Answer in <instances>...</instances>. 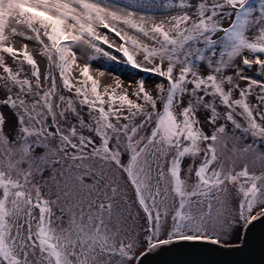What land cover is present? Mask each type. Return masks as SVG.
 <instances>
[{"label": "rangeland", "instance_id": "1", "mask_svg": "<svg viewBox=\"0 0 264 264\" xmlns=\"http://www.w3.org/2000/svg\"><path fill=\"white\" fill-rule=\"evenodd\" d=\"M229 1L82 0L110 27L60 40L38 0H0V264H133L146 213L239 241L241 200L264 207V81L240 66L264 61V0Z\"/></svg>", "mask_w": 264, "mask_h": 264}, {"label": "snow or ice", "instance_id": "2", "mask_svg": "<svg viewBox=\"0 0 264 264\" xmlns=\"http://www.w3.org/2000/svg\"><path fill=\"white\" fill-rule=\"evenodd\" d=\"M74 4H81V6L86 10L84 12L79 11L77 7L74 6ZM103 9L98 8V6H95L93 4H85L82 2V0H38L37 6L32 7L29 6V12L28 15L38 23H40L42 26L46 28H50L53 33L56 34V36L59 37L60 40H65L68 38V34L65 32V26L68 29H74L77 24H80L81 17H86L88 19L92 18V13L96 14V18L100 21V23L105 27V29H108L110 26L104 21L101 13L103 12ZM110 16L115 17L114 13H109ZM68 20H72L75 23L69 24ZM83 27V25H81ZM89 32H91V28L89 27ZM114 30V29H113ZM119 35V33H117ZM73 39H76V37H72ZM98 39L103 40L105 43L107 42L106 37H98ZM259 99V97H258ZM231 119V117H229ZM209 122H212L211 120ZM239 127V125H236ZM0 131H2V126H0ZM219 131L223 133L224 126L221 125L219 129L214 130ZM156 130H153V136L155 135ZM205 139H211L215 140L216 136L213 134L211 137L205 136ZM39 147V145H37ZM211 148V146H209ZM262 155H264V152H261ZM174 170L170 169V172ZM203 168L201 171H198L196 175L198 177H201ZM246 173V169L245 172ZM90 177L86 176H80L79 180L81 183H84L88 181ZM143 203L142 201H140ZM256 205L255 197H253L251 200H248L247 204H245L244 200H241V203L239 205V211H238V217L239 222L243 225L251 224L253 220L259 219L260 216H264V207L255 208ZM111 204L107 203H101L99 205V209L101 212L105 210H110ZM146 215L149 218V227L146 229L147 235L144 237L143 243L147 245V247L150 249L152 247L159 246L162 243H168L172 240H207L212 243H222V240L217 236H209L206 231L203 229L202 225L198 228L197 232L189 235L187 233H184L181 231L182 226L179 224L173 225L171 229L168 230L167 235L164 238H161L160 235V224H159V216L157 217V223L155 227H153V223L150 217V214L146 213ZM212 217V207L211 204L207 206V211L201 214V218L203 220V217ZM217 220L220 219L219 216L216 217ZM236 221L230 220L228 222V227L232 228L235 225ZM228 234V233H227ZM226 234V235H227ZM228 246H235L239 247V243L237 242L235 245H228ZM128 247H131V244L128 245ZM125 250V246L122 243L121 244V255H123V252ZM115 254V253H114ZM143 254V253H142ZM141 254V255H142ZM133 255H127L124 256V259H132Z\"/></svg>", "mask_w": 264, "mask_h": 264}, {"label": "water", "instance_id": "3", "mask_svg": "<svg viewBox=\"0 0 264 264\" xmlns=\"http://www.w3.org/2000/svg\"><path fill=\"white\" fill-rule=\"evenodd\" d=\"M236 243L172 240L147 247L133 264H264V216L243 225L239 247L228 246Z\"/></svg>", "mask_w": 264, "mask_h": 264}, {"label": "bare ground", "instance_id": "4", "mask_svg": "<svg viewBox=\"0 0 264 264\" xmlns=\"http://www.w3.org/2000/svg\"><path fill=\"white\" fill-rule=\"evenodd\" d=\"M248 55L244 54L242 57V62L240 64L241 68H243V71H246L245 67H250L248 68L249 70H251V72H254L255 74H257L260 79L262 81H264V61H259V60H248L246 59ZM247 189V186H246ZM244 189V190H246Z\"/></svg>", "mask_w": 264, "mask_h": 264}, {"label": "trees", "instance_id": "5", "mask_svg": "<svg viewBox=\"0 0 264 264\" xmlns=\"http://www.w3.org/2000/svg\"><path fill=\"white\" fill-rule=\"evenodd\" d=\"M229 2H232V1L227 0V2H226L227 5H229ZM25 13L28 14V12H25ZM56 41H57V39H56ZM57 42H58V41H57ZM55 47H57V44H54V48H55ZM160 76H161V75H160ZM168 81H170V78L168 79Z\"/></svg>", "mask_w": 264, "mask_h": 264}]
</instances>
